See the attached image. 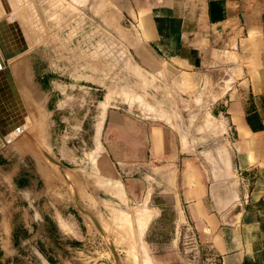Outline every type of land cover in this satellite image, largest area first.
<instances>
[{
  "label": "rangeland",
  "instance_id": "1",
  "mask_svg": "<svg viewBox=\"0 0 264 264\" xmlns=\"http://www.w3.org/2000/svg\"><path fill=\"white\" fill-rule=\"evenodd\" d=\"M23 2L28 29H20L18 18L0 27L4 59L23 60L18 69L21 85L13 74L22 102L14 99V107L6 110L0 151L6 140L12 165L24 158V186L36 187L21 191L18 180L13 183L6 176L0 183V264H149L148 246L159 256L176 255L171 250L172 209L141 239L150 215L133 200L114 204L116 210L83 206L84 184L98 180L102 165L97 142L101 118L112 106L169 127L185 151L204 153L201 162L209 182L211 171H218L214 180L225 185L222 194L228 197L238 186L228 150L216 143L224 135L212 128L215 113L194 97L181 96L176 77L164 80L142 72L132 59L130 28L105 30L99 0ZM4 84L0 103L8 96ZM38 164L53 168L64 184L71 180L72 193L64 187L56 197L45 190L35 173ZM52 182L56 176L46 182L48 189ZM117 211L124 216L115 217ZM56 212L70 228L57 227L52 219Z\"/></svg>",
  "mask_w": 264,
  "mask_h": 264
},
{
  "label": "crops",
  "instance_id": "2",
  "mask_svg": "<svg viewBox=\"0 0 264 264\" xmlns=\"http://www.w3.org/2000/svg\"><path fill=\"white\" fill-rule=\"evenodd\" d=\"M98 6L105 30L130 28L128 45L142 72L164 80L176 77L181 96L194 97L215 113L212 128L222 130L229 142L238 187L225 196V185L209 182L199 156L185 151L173 130L109 106L96 140L102 165L98 180L84 184L83 206L116 210L114 204L133 200L150 215L141 239L172 209L176 255L159 256L148 246L149 264H202L207 252L201 249L186 254L191 261L179 254L182 225L218 264H264V0H99ZM7 92L4 100L10 104ZM6 142L0 183L6 176L18 180L19 190H34L35 184L24 186V158L12 165ZM109 165L115 174L105 168ZM35 169L45 190L56 197L64 187L72 193L74 183L64 184L53 168L38 164ZM54 176L48 189L46 182ZM52 219L59 229L70 228L59 212Z\"/></svg>",
  "mask_w": 264,
  "mask_h": 264
},
{
  "label": "bare ground",
  "instance_id": "3",
  "mask_svg": "<svg viewBox=\"0 0 264 264\" xmlns=\"http://www.w3.org/2000/svg\"><path fill=\"white\" fill-rule=\"evenodd\" d=\"M10 9H11V11L8 13V11ZM24 9H25V4H24L23 0H0V27H2L4 29L5 26H8L9 24L14 22L13 21L14 18H18V21L20 24V29L23 31L28 29L26 27L27 22H26V17L24 16V13H25L23 11ZM17 14H19V15H17ZM20 41H21V38H20ZM1 42H2V39H1V35H0V80H1L0 82H2V83L5 82V84H7L6 78L4 75L5 69H7L9 71V73L11 74L12 79L15 76L21 85L18 69L20 67V63H22L23 60L22 61L18 60V62H17L16 59H4L5 55H6V48ZM21 66L24 68H27L23 64ZM13 74H14V76H13ZM13 82H15V80H13ZM15 83H14V85H15ZM15 88H16V90L14 91V93L17 95L15 98L16 102L15 101L14 102L17 103L18 105H20L21 103H19L18 101L22 102V100L19 96V92L17 90L16 85H15ZM10 94H13V93L10 92ZM25 94L28 95V92L26 91ZM11 98H12V95H11ZM7 110H9V109H7Z\"/></svg>",
  "mask_w": 264,
  "mask_h": 264
},
{
  "label": "water",
  "instance_id": "4",
  "mask_svg": "<svg viewBox=\"0 0 264 264\" xmlns=\"http://www.w3.org/2000/svg\"><path fill=\"white\" fill-rule=\"evenodd\" d=\"M4 75H5V78H6V82H7V86H8V89H9V91L11 92V93H13V94H11L13 97L11 98V102H10V104L9 103H7L6 101V106H7V108L8 109H10L12 106L14 107V101L16 100L15 99V97H16V95L17 94H15L14 93V91L16 90V88H15V85H14V82H13V79H12V77H11V74L9 73V71L7 70V69H5V72H4ZM1 90V89H0ZM15 99V100H14ZM190 111V110H189ZM192 112V111H191ZM6 109H5V106L2 104V103H0V126L2 125V124H4V122L6 121ZM1 128V127H0ZM0 132H1V129H0ZM2 137H4L3 135H2ZM217 144L218 143H221V144H223L225 147H226V149L228 150V153H229V163H230V165L232 166V174L233 175H235V171H236V168L234 167V164L232 163V160H231V156H232V150H231V147H230V145H229V142H228V140H227V138H225V137H223V138H221V140H218V142H216ZM198 156H199V158H200V160L201 161H203V156H204V153L202 152V151H199V152H197L196 153ZM214 170V169H213ZM211 171V173H210V181L212 182L213 180H214V175L212 176V173H214V171ZM215 173H216V171H215ZM214 173V174H215ZM233 180L235 181L236 180V177L235 176H233ZM215 181V180H214ZM186 229V226L185 225H182L181 227H180V233H179V243L181 242V240H182V238H183V234H184V230ZM112 249V251H114L113 250V248H111ZM179 252H180V255L181 256H184L183 255V252H182V250H181V248H179Z\"/></svg>",
  "mask_w": 264,
  "mask_h": 264
},
{
  "label": "built area",
  "instance_id": "5",
  "mask_svg": "<svg viewBox=\"0 0 264 264\" xmlns=\"http://www.w3.org/2000/svg\"><path fill=\"white\" fill-rule=\"evenodd\" d=\"M186 229L184 230V234H183V238L181 240V242L179 243L181 245V250L183 252V257L186 260H192L189 259L186 254H190V253H194V254H198L200 249L203 250L205 253L207 252L206 256L203 259L202 264H218V260L217 257L215 255H213L210 251H207L204 247H200L197 244V241L194 237V235L192 234V232H190L189 234H187V231H189V226L185 225Z\"/></svg>",
  "mask_w": 264,
  "mask_h": 264
},
{
  "label": "trees",
  "instance_id": "6",
  "mask_svg": "<svg viewBox=\"0 0 264 264\" xmlns=\"http://www.w3.org/2000/svg\"><path fill=\"white\" fill-rule=\"evenodd\" d=\"M19 185V184H18Z\"/></svg>",
  "mask_w": 264,
  "mask_h": 264
}]
</instances>
